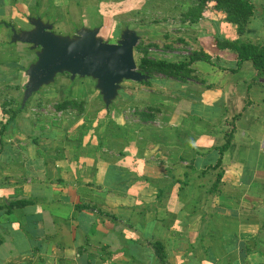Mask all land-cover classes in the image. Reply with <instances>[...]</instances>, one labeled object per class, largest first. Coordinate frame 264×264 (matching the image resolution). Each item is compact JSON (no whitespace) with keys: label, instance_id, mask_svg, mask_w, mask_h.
I'll return each instance as SVG.
<instances>
[{"label":"crops","instance_id":"1","mask_svg":"<svg viewBox=\"0 0 264 264\" xmlns=\"http://www.w3.org/2000/svg\"><path fill=\"white\" fill-rule=\"evenodd\" d=\"M196 2L182 14L188 30L148 41L153 58L181 60V43L209 54L192 76L125 80L108 110L95 86L62 93L69 75L10 119L37 59L36 48L12 41L13 26L30 29L33 16L58 33L88 26L117 37L132 26L116 16L140 3L0 0V264H264V78L251 61L236 70L237 53L216 46L238 35L214 1L198 21L184 18ZM257 22L246 38L264 34ZM65 99L83 110H57ZM148 107L159 108L156 122L135 113Z\"/></svg>","mask_w":264,"mask_h":264},{"label":"water","instance_id":"2","mask_svg":"<svg viewBox=\"0 0 264 264\" xmlns=\"http://www.w3.org/2000/svg\"><path fill=\"white\" fill-rule=\"evenodd\" d=\"M30 29L12 27V41L30 44L36 48L37 59L27 68L22 106L42 87L50 85L59 74L71 79L90 77L96 81L105 106L118 97L125 80L142 82L148 75L138 70L135 51L141 36L126 27L116 42L99 35V27H80L75 34L57 33L54 25L41 17L30 16Z\"/></svg>","mask_w":264,"mask_h":264},{"label":"trees","instance_id":"3","mask_svg":"<svg viewBox=\"0 0 264 264\" xmlns=\"http://www.w3.org/2000/svg\"><path fill=\"white\" fill-rule=\"evenodd\" d=\"M197 2L191 7L185 14V19H189L191 22H196L203 16V12L206 9L210 1L215 2V8L225 13V18L228 22L236 26L237 38H215V44L218 48H229L237 53V69H240L244 62L251 61L255 68L256 80L264 78V39L254 41L252 38L247 37V28L252 18L256 14L255 4L252 0H196ZM7 27H11V23H5ZM136 50L140 56L138 59V70L149 76L147 80L142 81L143 84L148 85L150 79L155 77V74H163L167 77H173L180 81L192 76L191 65L197 60L211 61V56L203 50H194L184 56L181 60L173 61L165 58H153L149 54V45L139 43L136 46ZM13 101L4 103V108L11 105ZM28 102L22 106V101L18 102L16 108H10L7 112H10L12 119L16 113L26 109ZM57 109H69V107H75L80 112L83 110V102L77 100L65 99L64 101L56 105ZM111 107V106H110ZM110 109L109 107L107 108ZM155 111H159V108L148 107L142 111L135 109V113L139 114L141 120H155ZM153 112V113H152ZM232 135L227 138L226 142L219 148L220 157L216 165L213 168H218L222 163V155L228 149ZM222 177L221 173H218L216 181L219 182ZM156 251L163 260L165 257L164 247L160 242H155Z\"/></svg>","mask_w":264,"mask_h":264},{"label":"rangeland","instance_id":"4","mask_svg":"<svg viewBox=\"0 0 264 264\" xmlns=\"http://www.w3.org/2000/svg\"><path fill=\"white\" fill-rule=\"evenodd\" d=\"M127 1L128 0H124V2H127ZM252 1L255 4V9H256L255 16L257 17V20L261 23L262 21H264V20H262V16L264 17V15H263L264 14V0H252ZM139 3H140V5L135 8L134 12L131 10L133 13L130 11V12L126 13V15L122 16L121 19H119V16H116L117 20H119L121 24H124V23L130 24L132 26V28H134L138 32V34L141 36L139 43H144V45H148L149 39H152L150 37H153L154 35H155V37H157V39L161 38V39H164L166 41L169 38H168V36H167V38H165V35H168L166 33H168L169 31H172V33L175 34L176 32L186 31L189 29L188 28L189 24L183 25L181 20H182V14L190 6L191 0H139ZM141 5H142V7H141ZM131 16H133V17H131ZM162 16H164L165 18L162 19ZM156 17H158V19H155ZM133 18L135 20H133ZM152 18H154L155 20L153 19L154 21L153 20L148 21L149 19H152ZM0 21H3V19H1ZM259 22L255 23L252 26V29H257V27H259V25H260ZM29 27H30V25L26 26V28H29ZM263 28H264V26H263ZM263 28L260 32L264 33ZM62 32H66L65 34H67V35H73L72 29L65 30ZM120 34H118L117 37L110 36V35L107 37H103L102 35H100V36L103 37L105 40H108L109 42H116L120 38ZM173 36H175V35H173ZM255 39L256 40H254V41H259V40L264 39V34H257V37ZM8 40H9V38H8ZM180 40L181 39L176 40V41H174V43L175 42L180 43ZM184 41H185V39H184ZM183 47L184 46L181 43V45H179V48L184 50ZM149 54H151V56H154V53L152 54L149 52ZM139 56H140V54L136 50L135 51V57H136L137 64H138ZM157 57H160V56L157 55ZM68 76H69V74H63V75L59 74L57 76V78L55 79V81L51 84L56 85V84L60 83L59 81L61 79H64V77L67 78ZM93 80H92V78H89V77H80V76H77L75 79L70 78V80H68V81L65 80V82L62 85H60V90L65 95H67L70 92L72 95H79V94L81 95L84 93V91L87 89V87H90V86H93V88H94V86L96 87V84L94 83ZM88 81H90V82L88 83ZM38 92H36V93H38ZM36 93L33 96L38 95ZM50 105H52V107H53V104H50ZM127 113L129 114L131 112L128 111ZM133 117H135V116H133ZM152 121L154 122L155 120H152ZM157 124H159V123H157Z\"/></svg>","mask_w":264,"mask_h":264},{"label":"built area","instance_id":"5","mask_svg":"<svg viewBox=\"0 0 264 264\" xmlns=\"http://www.w3.org/2000/svg\"><path fill=\"white\" fill-rule=\"evenodd\" d=\"M153 50V49H152ZM191 50L189 49H184L183 51H179V54H182V55H188L190 53ZM39 110L38 108H36V111ZM43 110V109H42ZM46 111H48L49 109H44ZM53 110V109H52ZM58 110V109H57ZM56 109L54 110L58 116H61L62 115V111H57Z\"/></svg>","mask_w":264,"mask_h":264},{"label":"flooded vegetation","instance_id":"6","mask_svg":"<svg viewBox=\"0 0 264 264\" xmlns=\"http://www.w3.org/2000/svg\"><path fill=\"white\" fill-rule=\"evenodd\" d=\"M21 30V29H20Z\"/></svg>","mask_w":264,"mask_h":264}]
</instances>
